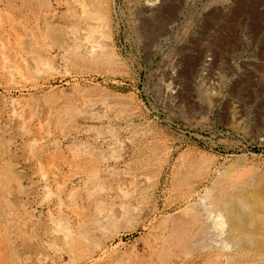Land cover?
<instances>
[{"label":"rangeland","instance_id":"374dc122","mask_svg":"<svg viewBox=\"0 0 264 264\" xmlns=\"http://www.w3.org/2000/svg\"><path fill=\"white\" fill-rule=\"evenodd\" d=\"M0 172V264H264L182 244L264 191V0H0Z\"/></svg>","mask_w":264,"mask_h":264},{"label":"bare ground","instance_id":"6f19581e","mask_svg":"<svg viewBox=\"0 0 264 264\" xmlns=\"http://www.w3.org/2000/svg\"><path fill=\"white\" fill-rule=\"evenodd\" d=\"M76 5V4H75ZM75 9H76V7H75ZM85 11H87V10H85ZM90 12V11H89ZM78 13V12H77ZM96 14V13H95ZM98 14V13H97ZM96 14V15H97ZM94 15V14H93ZM95 15V16H96ZM92 15H89V17H91ZM94 16V17H95ZM99 16V15H98ZM97 17V16H96ZM95 17V18H96ZM98 18H101V17H98ZM93 19V18H92ZM95 20V19H94ZM98 20V19H97ZM100 21V20H99ZM7 25H10V23L9 24H7ZM10 27V26H9ZM101 27V26H100ZM3 28H5V27H3ZM7 28V27H6ZM14 28V27H13ZM11 29H12V26H11ZM15 29H12L11 31H13V33L15 34L16 32L14 31ZM4 31V30H3ZM6 31V30H5ZM8 31H9V29H8ZM16 31H17V28H16ZM5 33H7V32H5ZM84 33V32H83ZM99 33V32H98ZM96 34V33H95ZM8 36H9V34H7ZM22 36V35H21ZM72 36H74V35H72ZM10 37V36H9ZM8 37V38H9ZM18 39V38H17ZM20 39H22V38H20ZM87 39V38H86ZM90 39V38H89ZM16 41V40H15ZM20 41V40H19ZM66 41V40H65ZM9 42V41H8ZM86 42H87V40H86ZM21 43V42H20ZM20 43H18V44H16V47H19L18 49H19V51L15 48V46L14 47H12L11 45H8V46H5L4 45V47H2V48H4V52L2 53V59H3V62H4V60H5V63H9V65L7 66H5V64H4V66H3V69L5 70H3L6 74L8 73V75L9 74H13V73H15V72H17V73H19L20 74V72H21V70H20V72H19V70L17 69V67H16V61H18L19 62V59H20V61H23L22 60V58H20L21 57V53H20V51L21 50H23L20 46L22 45L23 46V48L25 49V50H30L31 48L29 47L30 46V44H29V42H27V41H25L24 39H23V41H22V43L20 44ZM84 43V42H83ZM88 43V42H87ZM98 43V42H97ZM96 43V44H97ZM13 44V43H12ZM25 44V45H24ZM17 45H19V46H17ZM104 45V44H103ZM94 47V46H93ZM95 48V47H94ZM25 50H23L24 52H26ZM92 50V49H91ZM96 51V50H95ZM94 51V52H95ZM103 53V52H102ZM94 54V53H93ZM32 55V54H31ZM34 58V57H33ZM93 58V57H92ZM41 60V59H40ZM31 62L32 63H29V67H31L32 65H30V64H34V63H36L33 59L31 60ZM24 63V62H23ZM46 63V62H45ZM44 63V64H45ZM48 63V62H47ZM24 64H26L27 65V63H24ZM36 66V64L34 65V66H32V68L33 67H35ZM35 71L37 70V69H34ZM34 71V72H35ZM3 72V73H4ZM38 72V71H37ZM10 75V76H11ZM18 75V74H17ZM13 77V76H12ZM171 82V81H170ZM39 122V121H38ZM40 124H38V126H39ZM29 128V127H28ZM43 129V128H42ZM47 133V132H46ZM29 141V140H28ZM54 156V155H53ZM52 157V156H51ZM62 157V156H61ZM60 157V158H61ZM55 159V160H54ZM51 160H54V161H57L56 160V158H53V159H51ZM53 162V161H52ZM52 162L50 163V166H53V164H52ZM54 163H56V162H54ZM69 163V162H68ZM52 164V165H51ZM58 165V164H57ZM39 166H41V168L43 167V164L42 165H39ZM45 166V165H44ZM69 166H71V165H69ZM54 167H55V165H54ZM57 167H59V166H57ZM57 167H55V169L57 168ZM62 167V166H61ZM64 167V166H63ZM76 166H74V170L76 169L75 168ZM77 167H79V166H77ZM72 168V167H71ZM82 168V167H81ZM49 169H50V167H49ZM54 169V170H55ZM60 169V168H59ZM58 169V170H59ZM63 169V168H62ZM51 170V169H50ZM42 171H44L43 169H42ZM64 171V170H63ZM72 171V170H71ZM48 172V171H47ZM84 172V171H83ZM1 173V172H0ZM3 173V172H2ZM40 173H41V171H40ZM44 173V172H43ZM49 173V172H48ZM57 173V172H56ZM45 174V173H44ZM51 174V173H50ZM65 174V173H64ZM58 175V174H57ZM73 175V174H72ZM46 176H51V175H47L46 174ZM45 176V177H46ZM53 177H57V176H54V175H52ZM58 176H60V175H58ZM63 176V175H62ZM75 176V175H74ZM73 176V177H74ZM44 177V176H43ZM46 178H48V177H46ZM50 178V177H49ZM63 178V177H62ZM91 179V178H90ZM55 180V179H54ZM95 180V179H94ZM43 181H45V180H43ZM67 181V180H66ZM47 181H45V183H46ZM55 182V181H54ZM57 182H58V179H57ZM56 182V183H57ZM63 182V181H62ZM51 183V182H50ZM53 183V182H52ZM66 183H68V182H66ZM83 183H85V182H83ZM59 184V183H58ZM61 184V183H60ZM60 184L58 185V186H60ZM91 184V183H90ZM64 186L66 185V184H63ZM62 185V186H63ZM44 186V189L43 190H45L46 191V189H48V186H47V188L45 187L46 185H43ZM52 186V185H51ZM51 186H49V187H51ZM57 185L55 186V187H58ZM63 186V187H64ZM63 187H62V189H63ZM46 188V189H45ZM52 188V187H51ZM58 188H61V187H58ZM61 189V190H62ZM2 189H0V191H1ZM51 190V189H50ZM49 190V191H50ZM60 190V189H59ZM58 189H57V191H59ZM97 190V189H96ZM207 190H208V188H207ZM48 191V190H47ZM2 192V191H1ZM0 192V193H1ZM44 192V191H43ZM197 192V191H196ZM207 192V194L206 195H208V196H206L207 197V201H208V199L211 201V197L213 196V191H212V189L211 190H208V191H206ZM48 195H49V193L48 192H46ZM65 192H63V194H64ZM67 193V192H66ZM98 193V192H97ZM192 193V192H191ZM45 194V193H44ZM51 194V193H50ZM195 194H197V193H195ZM62 195V194H61ZM191 195V194H190ZM52 196V195H51ZM68 196V195H67ZM72 196V195H71ZM194 196V195H193ZM65 197V196H64ZM66 198V197H65ZM68 198V197H67ZM73 198V197H72ZM193 198V197H192ZM203 198V197H202ZM201 198V199H202ZM34 199V198H33ZM58 200H59V203H60V205L61 204H63V201H61L60 202V200L61 199H59V198H57ZM204 199H206V198H204ZM203 199V200H204ZM68 200V199H67ZM70 200H71V198H70ZM89 200V199H88ZM201 200L202 202H204V201H206V200ZM2 201V200H1ZM260 201H264V191H256V190H252V191H250V193H248L247 194V197H241L240 196V198L237 200V201H231V202H229V203H225V204H223V205H218V207L217 206H215V205H213L212 207L213 208H211V206H210V208H207V207H205L203 210V213H200V212H198V210L197 209H195V210H197V212L195 211L194 213V215H195V223H196V225H197V223H199V224H201L200 222H205L204 221V217H205V220L207 221V224H205L204 225V227L203 228H201L200 227V229L198 230H196L195 229V231L194 232H192V233H189L190 232V230H189V234H190V236H188L186 239H183V241H182V244H184L185 245V247H186V249H187V251H189L190 253L192 252H195L196 250H198L200 247H202L201 249L203 250V247H204V245L206 244L208 247L209 246H211L213 249H220L221 251H223V253H226V252H228V251H230V249L232 248L233 249V247L235 248L236 246L237 247H240L241 249H244L245 247L244 246H246V243H247V248L248 249H252V246L251 245H254V242L256 243V240H255V238L257 237H253V238H251V235L252 236H255L254 235V233H256L257 232V229L259 228V227H261L262 225H264V216H262L261 217V214H260V212H259V210H256V204H257V202H260ZM50 202V201H49ZM54 202V201H53ZM88 202V201H87ZM38 203V202H37ZM44 203H45V201H44ZM51 203V202H50ZM56 203V202H55ZM71 203V202H70ZM73 203V202H72ZM207 203V202H206ZM205 203V204H206ZM264 203V202H263ZM4 204V203H3ZM2 204V205H3ZM39 204V203H38ZM201 204H203V203H201ZM210 204V203H209ZM213 204V203H212ZM64 205V204H63ZM207 205V204H206ZM205 205V206H206ZM49 206V205H48ZM65 206V205H64ZM81 206V205H80ZM200 206V205H199ZM198 206V207H199ZM28 207V206H27ZM56 208L58 207V205L57 206H55ZM55 207H53V208H55ZM63 207V206H62ZM70 207V206H69ZM74 207V206H73ZM64 208V207H63ZM47 209H49V208H47ZM57 209H59V207L57 208ZM65 209H66V207H65ZM199 209V208H198ZM62 209H59V210H57V211H59V212H62L61 211ZM48 211V210H47ZM190 211V210H189ZM31 212V211H30ZM49 212L51 213V211L49 210ZM193 212V211H192ZM191 212V213H192ZM7 213V212H6ZM67 213V212H66ZM71 213V212H70ZM187 213V212H186ZM185 213V214H186ZM190 213V212H189ZM9 214V213H8ZM49 214V213H48ZM75 214V213H74ZM71 215V214H70ZM192 215V214H191ZM205 215V216H204ZM52 216V215H51ZM60 216V215H59ZM63 216H64V214H63ZM97 216V215H96ZM187 216V215H186ZM204 216V217H203ZM69 217V216H68ZM74 217H76L77 219H79V215H74ZM82 217V216H81ZM187 217H189V216H187ZM203 217V218H202ZM73 218V217H72ZM94 218V217H93ZM53 219H55V218H53ZM81 219V218H80ZM77 220V221H81V220ZM95 219V218H94ZM69 220V219H68ZM68 220H67V222H68ZM104 220V219H103ZM54 221V220H53ZM57 221V220H56ZM72 222H73V220H71ZM97 222V221H96ZM95 222V225H97V223ZM54 223V222H53ZM70 223V222H69ZM75 223V222H74ZM73 223V224H74ZM78 223V222H77ZM85 223V222H84ZM192 223V222H191ZM194 223V222H193ZM189 224V223H188ZM83 225L84 224H81V225H77V226H80L79 228L80 229H83L84 227H83ZM193 224H191V226H192ZM67 228H64L65 226H63V228H62V230L64 229V231L65 232H63L62 233V238L64 237L69 243H70V245L72 246V248H70L71 249V251H73V249H77L78 247L80 248V241H81V239H80V236H75V234H76V232L72 229V226H71V224H70V226L68 225V223H67ZM76 226V227H77ZM86 226H88V225H86ZM189 226V225H188ZM190 226V227H191ZM198 226V225H197ZM201 226V225H200ZM193 228H194V226H192ZM196 227V226H195ZM86 228V227H85ZM193 228H191V229H193ZM197 228V227H196ZM199 228V227H198ZM205 228V230H203ZM66 229V230H65ZM58 230H60V228L58 229ZM186 231H188V229L186 230ZM193 231V230H192ZM83 232V231H82ZM187 233V234H188ZM258 233V232H257ZM48 234V233H47ZM53 234V233H52ZM51 234V235H52ZM61 234V232L59 233V235ZM188 234V235H189ZM240 234H246V235H250L248 238H243L242 237V235H240ZM54 235V234H53ZM186 235V234H185ZM79 237V238H78ZM184 237H186V236H184ZM259 237V236H258ZM263 237V236H262ZM53 238V237H52ZM51 238V239H52ZM63 238V239H64ZM80 239V240H79ZM244 240H245V242H244ZM260 240V239H259ZM83 241V240H82ZM257 241H258V239H257ZM168 242V241H167ZM56 243V242H55ZM244 243H245V245H244ZM248 243H252L251 245H249ZM82 244H83V242H82ZM204 244V245H203ZM240 245V246H238V245ZM84 245V244H83ZM82 245V246H83ZM162 245V244H161ZM235 245V246H234ZM243 245V246H242ZM81 246V247H82ZM70 247V246H69ZM84 247V246H83ZM242 247H244V248H242ZM207 247L205 246V248L204 249H206ZM239 248V249H240ZM247 248H245L244 250H247ZM57 249V248H56ZM238 249V248H237ZM236 249V250H237ZM250 249V250H251ZM195 250V251H194ZM200 250V249H199ZM219 250V251H220ZM77 251V250H76ZM75 251V252H76ZM74 252V251H73ZM197 252V251H196ZM231 252V251H230ZM59 254V253H58ZM73 254V253H72ZM0 255H2L3 256V254H0ZM84 255V254H83ZM86 256V255H85ZM225 256V255H224ZM223 256V257H224ZM227 256L228 257H230V255H228L227 254ZM40 257V256H39ZM38 257V258H39ZM2 258H4V257H2ZM225 258H226V256H225ZM5 259V258H4ZM3 259V260H4ZM2 260V259H1ZM227 260V259H226ZM5 261V260H4ZM96 261V260H95ZM229 261H230V259H229ZM0 263H1V261H0ZM8 263V262H7ZM6 262H5V264H7ZM93 263V262H92ZM229 263V262H228ZM227 263V264H228ZM2 264H4V263H2ZM91 264V263H90Z\"/></svg>","mask_w":264,"mask_h":264}]
</instances>
